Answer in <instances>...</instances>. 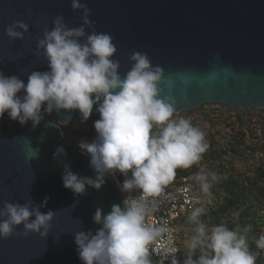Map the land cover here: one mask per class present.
<instances>
[{
	"label": "clouds",
	"instance_id": "1",
	"mask_svg": "<svg viewBox=\"0 0 264 264\" xmlns=\"http://www.w3.org/2000/svg\"><path fill=\"white\" fill-rule=\"evenodd\" d=\"M71 7L82 10L83 23L70 28L63 15H57L51 30L45 28L37 41L36 55L43 50L49 70H32L27 83L17 75L6 76L0 71V118L7 112L11 120L22 126L31 120L35 128L44 113L79 110L83 123L96 105L100 114L93 125L96 135L91 143L80 145L90 154L95 176H80L71 170L70 162L65 163L63 186L79 197L86 194V186L100 190L106 176L119 173L124 176L121 190H138L140 196L126 198L123 207L113 204L107 214L97 207L93 221L101 227L95 233L80 230L74 234L79 259L83 264H153L151 254H156L164 259L172 257L171 264H178L176 247H157L161 240L172 238L167 221L149 218L163 200L174 199L165 193V188L176 179V170L188 169L202 160L209 148L205 133L190 119L174 118L176 101L160 95L168 86L162 67L153 66L146 53L136 51L129 56L134 63L122 78L118 71L120 62L113 59L117 51L114 37L95 30L87 33L86 28L94 24L89 19L91 9L81 0H71ZM28 28V24L16 20L6 27L5 33L10 40L23 39ZM22 90L24 94L17 95ZM65 121L70 122L71 116ZM47 123L59 126L52 121ZM61 157L67 158L63 146L53 154L54 160ZM194 179L210 197L216 173L202 168ZM48 199L45 197L40 204L33 200L4 201L0 207V238H9L21 225L22 232L16 235L35 232L46 237L54 218L53 210L41 211ZM197 204L187 216L193 229L184 248V264H256L258 253L250 249L248 238L251 225L209 226L201 219L206 207ZM256 244L264 249V235ZM197 250L199 255L193 259Z\"/></svg>",
	"mask_w": 264,
	"mask_h": 264
},
{
	"label": "water",
	"instance_id": "2",
	"mask_svg": "<svg viewBox=\"0 0 264 264\" xmlns=\"http://www.w3.org/2000/svg\"><path fill=\"white\" fill-rule=\"evenodd\" d=\"M91 9L94 21L87 33H109L120 62L121 77L130 70L129 56L146 53L153 66L164 69L168 86L161 97L171 96L177 112L204 104H218L232 110H264V0H81ZM63 15L68 27H79L82 10H73L71 0H0V71L17 75L27 83L32 70L47 71L37 41L53 18ZM22 20L29 25L23 39L10 40L8 25ZM83 42V39H81ZM162 86V85H161ZM23 90L17 95H23ZM80 120L79 110L44 113L33 127L0 118V207L4 201L40 204L49 197L42 212L54 211L49 234L0 238V264H83L74 234L101 227L93 221L97 207L107 214L113 204L123 207L125 196L112 175L100 190L86 186L77 197L62 182L63 165L80 176H95L90 154L83 149L65 150L67 158L53 159L64 139L63 123L68 116ZM100 114L93 106L88 120ZM57 123L58 127L47 122ZM35 149L38 155L35 157ZM78 203H74V201Z\"/></svg>",
	"mask_w": 264,
	"mask_h": 264
},
{
	"label": "trees",
	"instance_id": "3",
	"mask_svg": "<svg viewBox=\"0 0 264 264\" xmlns=\"http://www.w3.org/2000/svg\"><path fill=\"white\" fill-rule=\"evenodd\" d=\"M180 117L190 119L205 133L209 148L199 163L188 169L178 168L172 183L183 176L192 177L195 192L207 210L201 219L209 226L220 223L229 228L251 225L248 233L250 249L258 253L256 264H264V249L257 248L256 244L264 235V110L238 111L218 104H204L174 115V118ZM62 127L64 139L61 146L65 150L82 149L81 143H91L96 135L94 126L84 128L72 122L62 124ZM202 168L215 172L217 176L211 182L210 197L205 196L194 179ZM180 223L181 229L187 232V237L181 235L180 239V258L184 264L187 259L184 248L193 225L187 216ZM198 255L197 250L193 259Z\"/></svg>",
	"mask_w": 264,
	"mask_h": 264
},
{
	"label": "built area",
	"instance_id": "4",
	"mask_svg": "<svg viewBox=\"0 0 264 264\" xmlns=\"http://www.w3.org/2000/svg\"><path fill=\"white\" fill-rule=\"evenodd\" d=\"M131 175V173H129ZM119 186L124 180V176L117 173L115 176ZM195 182L191 176H183L179 181L172 183L167 189H165L166 194H171L174 199H165L159 206L157 212L150 217L151 221H167L169 228L172 232V238L169 241L167 238L160 241L157 247L162 245L174 246L178 250L174 254L178 264H182L180 253H181V244L180 239L181 235L187 237V232L184 229H181V220L188 216L190 209L193 206H198L197 202L201 203L202 198L195 192ZM123 192V191H122ZM125 199L138 198L140 192L134 190L131 193L123 192ZM151 259L153 264H171L172 257L164 259L163 256L156 254H151Z\"/></svg>",
	"mask_w": 264,
	"mask_h": 264
},
{
	"label": "rangeland",
	"instance_id": "5",
	"mask_svg": "<svg viewBox=\"0 0 264 264\" xmlns=\"http://www.w3.org/2000/svg\"><path fill=\"white\" fill-rule=\"evenodd\" d=\"M100 117V116H99ZM97 119V118H96ZM94 121H95V119H90V120H87L86 122H81V119L80 120H72V121H70L69 123H72V122H74L75 124H77V125H80V126H82V127H84V128H91V127H93V125H94ZM63 124H68V123H63Z\"/></svg>",
	"mask_w": 264,
	"mask_h": 264
}]
</instances>
